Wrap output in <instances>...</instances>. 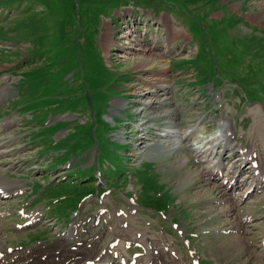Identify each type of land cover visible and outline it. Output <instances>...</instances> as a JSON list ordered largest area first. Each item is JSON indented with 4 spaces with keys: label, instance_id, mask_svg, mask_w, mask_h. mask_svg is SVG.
Masks as SVG:
<instances>
[{
    "label": "rangeland",
    "instance_id": "1",
    "mask_svg": "<svg viewBox=\"0 0 264 264\" xmlns=\"http://www.w3.org/2000/svg\"><path fill=\"white\" fill-rule=\"evenodd\" d=\"M263 23L264 0H0V185L25 188L0 195V263L264 264V183L231 151L264 159ZM141 47L161 64L136 68ZM20 203L44 215L20 229Z\"/></svg>",
    "mask_w": 264,
    "mask_h": 264
},
{
    "label": "bare ground",
    "instance_id": "2",
    "mask_svg": "<svg viewBox=\"0 0 264 264\" xmlns=\"http://www.w3.org/2000/svg\"><path fill=\"white\" fill-rule=\"evenodd\" d=\"M263 19V18H262ZM128 20V19H127ZM165 20V19H164ZM257 21V20H256ZM259 21V20H258ZM140 22V21H139ZM264 24V23H263ZM108 25V24H107ZM110 26V25H108ZM133 29H130L129 31H127L128 33L129 32H132ZM135 31V30H134ZM105 34V33H104ZM108 35V33H106ZM172 34L173 35H176L178 34L179 35V32L175 30L172 31ZM107 35H104L103 37V45L105 46L106 50L107 48L110 47L109 45V42H108V39H107ZM128 37V36H127ZM175 37V36H174ZM109 41H114L112 39H109ZM108 42V44H106ZM116 42V41H115ZM138 53H140L141 57L143 58L142 62H140L136 68H142V67H150V66H154V65H160L161 64V60L163 57L159 56V55H155L153 54L152 52H149L148 50H146L145 48L141 47L138 49ZM166 71V70H165ZM166 83V78L163 77V78H159V79H156L155 80V85L157 86L156 88L157 89H160L158 90L159 92H156V91H149L148 94H151L152 97H159V96H162V95H167V93L171 90H168V92H165V90L168 89V87H162L161 84H165ZM164 93H163V92ZM161 93V94H159ZM149 102V101H148ZM148 102H144L143 104L146 105V104H149ZM155 102V101H154ZM153 102V104H154ZM116 104V106L118 108H121V107H124L126 102H120V101H116L114 102ZM151 103V102H150ZM155 119V118H154ZM11 120V119H10ZM152 120V119H151ZM149 123V121H147ZM169 125H170V128H173L175 132L179 131V127H178V123L174 122L173 119H171L170 121L167 122ZM222 123V122H221ZM261 124V123H260ZM263 124V123H262ZM146 126V123H144L142 125V127ZM221 126V125H220ZM260 126V125H259ZM223 126H221L222 128ZM258 127V126H256ZM223 130L220 131V135L217 136V139L219 138H222V141L226 144V148H229L231 145H230V142H232V140L230 139V136L232 135L233 133V124L232 122L229 120V118L227 119L226 123H225V126L222 128ZM180 132V131H179ZM216 139V140H217ZM262 139V138H261ZM212 141H209V142H204V141H200L198 143V146H196L195 148H193V152L195 154H197L198 156L202 157V159L204 161H207V162H211L213 160H216L218 163L217 165H211L213 169L215 170H218L220 168L221 165L224 164V162L226 161V159L221 155L222 153L218 152L217 150L215 151V141H213V145L214 146H211L209 144H211ZM259 143L260 145H263L262 142L258 141L257 145H254V144H251L252 146H247L246 148H242L241 149V152H242V155H243V158L244 160H248L251 162L252 164V168H253V171H255L257 174H261L262 173V163H260L261 161H264V159H262L260 157V155H258L256 153V148H259ZM216 144L218 145L219 143H217L216 141ZM220 144H222L220 142ZM232 144V143H231ZM228 146V147H227ZM217 147V146H216ZM222 148V147H221ZM230 150V149H229ZM231 151H234V149L232 148ZM210 166V168H211ZM235 187V186H234ZM239 187V185H238ZM0 189L5 193H13V191L11 190V187L7 188V187H4L3 183H1L0 185ZM10 191V192H9ZM113 258V255L110 254L109 256H105V258L99 260V261H96L95 263L97 264H101V263H105V264H110L111 260ZM90 260V259H88ZM69 262V261H68ZM67 264H79L78 263V260H72ZM83 262V261H82ZM84 264L86 262H83ZM171 264H177L173 261V263Z\"/></svg>",
    "mask_w": 264,
    "mask_h": 264
}]
</instances>
